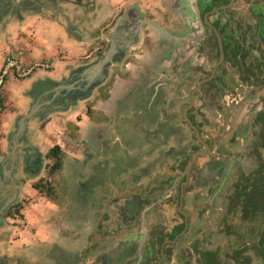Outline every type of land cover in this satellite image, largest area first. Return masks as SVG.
Returning <instances> with one entry per match:
<instances>
[{
	"label": "crops",
	"instance_id": "crops-1",
	"mask_svg": "<svg viewBox=\"0 0 264 264\" xmlns=\"http://www.w3.org/2000/svg\"><path fill=\"white\" fill-rule=\"evenodd\" d=\"M1 1L3 0H0V71L6 64L4 60L11 51H21L22 54L17 55L21 56L20 59L24 64L41 63L48 64V67H34L35 70L33 69V72H30L29 76L24 78L17 77L16 74L9 71L1 82L0 252L3 253V258L9 259L6 262L8 264H83L80 258L83 248L87 245V241L90 242L94 239L97 233L94 229L96 216L93 211L95 210L93 191L95 185L98 184L99 177L97 174L94 176L90 174L91 178L81 177L80 175V182L92 181V185L87 187L84 195L78 194L80 197L77 201L75 200L76 197L74 199L70 198V191L63 189L66 185H72L69 183L62 182V184H59L57 188L61 193L56 195L57 189L55 190L52 175L49 172V165L52 161V157L51 159L47 158L49 150L51 151L55 144L59 145L58 142L62 141L67 146L76 149L78 155L85 157L90 152L93 154L94 160L98 158V161L92 163L90 169L96 165L94 169L97 171L103 168L111 172L115 169V166L118 169L123 167L125 173H123L122 178L127 180V190L135 196L148 193V187L151 183H155L157 187L158 184H161V181H170L173 174L178 179L183 178L181 174L183 168L178 167L175 169L172 161L178 163L184 155L189 158L191 152L189 150L183 151L184 147L180 145L182 138L178 135L180 134L178 132L180 123L178 121L174 122V120L168 122L161 117L152 122L156 128H162V131L159 130L157 135H147L142 128V125L146 127V122H140L137 124L138 128L135 129V132H132L126 138L122 137V131L117 130L116 124H119L117 116L116 118L113 117L114 119L108 117L106 124L97 121V126H101L97 127L99 131L101 130L98 136L100 135L103 140L100 142L96 139L93 146L90 145L91 140H94L93 138L86 137L80 142H75L66 132H62L55 140L52 126L64 120L67 124H72V133L77 130V132L84 131L85 134L89 123L85 122L84 119H92L95 115L92 113H95L97 109L103 110L105 115H110L117 107V101L131 99L133 95L138 96L141 89L138 83L141 85L140 80L146 73L144 66L147 63L148 65L154 63L156 60L155 53L161 49L157 41L159 35L155 37V40H146L148 36L146 28L148 26L144 27V24L135 33H131L130 29H126L130 25L128 23L129 18L133 20V18L142 17L146 13L145 2H148V0H93L90 2V13L85 14L83 18L73 19L79 22V33L77 34L68 33L65 26L60 25L56 19L52 18L51 20L47 14L43 17L35 14L28 17L23 14L21 18H13L16 3L21 5L23 0H7V2L5 0L6 3ZM165 4L166 6L171 5L168 1ZM56 5L67 6L68 12L72 11L75 15L74 7L76 3L60 1ZM44 10L48 9L45 7ZM166 11L169 10L166 9ZM70 17H72L71 14H69ZM104 27L107 28L104 30ZM107 35L112 39L117 38L118 42L123 40V46L119 48L116 57L121 54L119 57L125 59V66L115 65L120 69L110 73L107 83L89 86L84 82L83 72L96 62L102 50L106 49V43L109 41ZM164 37L182 47L186 44V42H179L183 40H174L166 34ZM162 40L165 39L162 37ZM258 49L257 54L261 58L264 55V48L263 50ZM55 54L62 60L57 58L55 60ZM159 60L160 58H157L156 65ZM156 68L159 71L161 69ZM237 74L241 84L236 87L230 85V87H234L230 88V91L236 95L235 99L239 98V101L235 104V107H228L227 113L229 112L231 115L233 112L234 116L236 109L238 111L242 103L247 105L249 113L246 116V123L242 127L241 125L234 126L227 137L230 139L237 137V141L233 139V143L236 142L235 144L239 146L243 144V147H247L249 143H255L257 136L261 135V128L258 125L261 126L262 123L260 122L264 121V108L259 104L264 101V97H253L254 93L250 91L246 77H242L238 69ZM209 82V85H212L211 89L215 91L216 82L214 80ZM106 84L109 85L105 86ZM156 85L158 86L153 90L158 91L162 84L156 82ZM247 96H251L253 99L248 101ZM103 99L106 100L104 104ZM235 99L233 98L232 102ZM25 100L28 104L24 106L23 110L19 109V104ZM182 103L181 101L179 104ZM123 104L122 108L125 109L128 101H124ZM82 106L88 112H86L87 116L85 118L79 113ZM111 106L113 110H111ZM174 106H176L175 103ZM30 107L38 111V116H42L43 120L38 122L39 125L37 124L35 140L31 141L30 146L26 148L29 151L28 154L27 151H22V147L18 146L16 149L18 154L24 153L22 164L26 165L25 178L21 183L14 186H11V184L5 185L6 182L11 180L10 174L16 176L15 167L12 166L13 158L9 157L12 152L10 134L16 129L18 114H22L24 111L27 112ZM50 111L55 112L51 113ZM196 119L199 122V118L196 117ZM166 128L167 130L173 128L172 136L164 135L163 130ZM81 135H83V132ZM73 138L76 139V137ZM148 142H151L150 146ZM152 142L156 144L154 148L151 147ZM19 145L21 146V144ZM234 146L232 145V147ZM44 159L45 166L42 167ZM8 163H10V169L6 171L4 167ZM88 166L90 167L89 163ZM85 171L87 169H84L83 173ZM32 174L39 175V179L35 180L39 182L37 185L40 184L39 189L33 187L35 181H31L30 176ZM103 175L105 174L103 173ZM51 186L53 191L49 192L48 187ZM163 186V190L161 188L155 190L157 195L155 194L156 196L153 198L159 200L161 192H165L166 185ZM90 191L93 195H89ZM55 195L57 199H55ZM31 196H37L35 197L36 200ZM144 197H146V194H144ZM130 199L131 197L125 194L118 204L128 202ZM7 203L9 204L5 206ZM148 208H150L148 205L143 208V214L148 215L146 212ZM88 212L92 215L88 216ZM126 223H114V220L106 218L105 225L101 224L100 226L103 230L108 231V234L102 235L101 244H103L102 250L104 251L102 253L105 256L108 254L109 264H119L116 263L118 256L128 248L126 246L120 247V245H124V233L118 231V228L129 226ZM144 224L148 228L147 231L154 226L150 220ZM143 230L146 231L144 226ZM166 250L171 254L173 252L177 254L176 257L179 263L193 264L190 262L192 255H194L192 247L186 249V252L184 249L181 250L180 255L178 252L171 250L169 245ZM111 256L114 257L112 260H110ZM89 258L94 260L96 255L90 253ZM85 264H95V261L87 260Z\"/></svg>",
	"mask_w": 264,
	"mask_h": 264
},
{
	"label": "flooded vegetation",
	"instance_id": "flooded-vegetation-1",
	"mask_svg": "<svg viewBox=\"0 0 264 264\" xmlns=\"http://www.w3.org/2000/svg\"><path fill=\"white\" fill-rule=\"evenodd\" d=\"M167 1L171 5L166 6ZM192 1L191 5L190 0H148L145 2L146 13L128 21L130 25L126 29H130L139 19L152 20L171 34L188 38L179 41L186 42L182 47L166 39L156 24H144V27L148 26L146 40H155L159 35L157 41L161 49L155 53V58L160 60L157 65L155 60L151 65L147 63L144 66L146 73L140 80V94L133 95L125 109L122 108L123 102L117 101V107L121 110L117 115L118 131L126 128L131 134L130 130L137 129V124L146 122V127L141 124L143 131L147 135H157L162 128H156L152 122L158 117L180 123V145L184 147L183 151L189 150L191 156L188 158L184 155L185 158L182 156L178 163L172 161V164L175 169L183 168V178L178 179L173 174L170 181H161L157 187L151 183L148 193L135 196L127 190V180L122 178L124 168L120 170L115 166L117 179L108 183L99 180L94 188V229L97 233L83 248L80 256L83 264L87 260L95 261V264H109L108 254L105 256L102 253L101 244L102 235L108 232L100 227L101 224L105 225L106 218L114 220V223L127 222L129 225L118 228L124 233V245L120 247H128L118 256L116 263L119 264H186L179 263L177 254L166 250L168 245L179 255L181 250L186 252L192 247L194 255L190 262L193 264H264V166L261 164L264 158V121L260 122L261 126L258 125L261 135L247 147L233 143L237 137H222L227 126L225 118L229 113L228 107H235L239 98L235 99L236 95L231 91L225 92L226 89L230 90L228 85L215 91L209 85L213 69L211 61L218 63L217 70L227 71L229 85L236 87L241 84L237 67L232 64L235 40L238 39L230 32L239 29L236 18L246 4L251 9L248 19L260 29L259 32L256 27L255 34L259 32V36L264 38V0ZM190 8L193 15H189ZM192 26L195 31H192ZM106 44L108 46L109 41ZM258 50L257 47L251 48V57H259ZM119 56L121 54L106 65L103 74L96 80V86L106 83L110 73L120 69L115 65L125 66V59ZM239 64L241 68H246L250 59H241ZM156 67L161 68L160 71ZM156 82L162 84L158 91L153 90L158 86ZM181 101L183 103L179 104ZM259 105L264 108V101ZM210 110H216L214 116L210 115ZM183 116L188 117L198 129L202 141L190 126H185ZM172 130L166 128L163 133L172 136ZM96 139L100 142L103 140L100 135ZM155 146L152 142L151 147ZM196 154L199 156L187 173L186 168ZM107 172L105 170L104 174ZM163 185L166 187L165 192L160 194L161 199L153 198L157 195L155 190H163ZM63 189L72 192L73 186L66 185ZM107 189L112 195L107 193ZM97 194L104 196L97 200ZM125 194L131 199L118 204ZM76 196L70 195V198ZM146 205L150 207L146 211L148 215L142 212ZM149 220L154 226L147 231L143 223ZM143 226L147 232H144ZM90 253L96 255V259L91 260ZM2 254L0 252V264H8ZM113 258L111 256L110 260Z\"/></svg>",
	"mask_w": 264,
	"mask_h": 264
},
{
	"label": "water",
	"instance_id": "water-1",
	"mask_svg": "<svg viewBox=\"0 0 264 264\" xmlns=\"http://www.w3.org/2000/svg\"><path fill=\"white\" fill-rule=\"evenodd\" d=\"M190 4H193V1L190 0ZM243 10H246V13H243ZM242 10V13H238L240 16L237 17L238 21V27L239 29L237 31L232 30L230 32L231 36H234L238 39V41L235 40L236 46L234 47L235 49V58L234 62L232 63L239 72L241 73L240 75L242 77H246L247 82H248V87L252 93H254L253 97H259L262 96L264 97V57L259 58V57H251V48L257 47L263 50L264 48V38L259 36L260 29L257 26V24L252 23L249 19L248 16L251 13V9H249V5L244 4V9ZM191 8L189 9V15H193L191 12ZM195 12V11H194ZM232 13V12H231ZM248 14V15H247ZM194 21V20H193ZM146 23H152L156 24L152 20H138L136 21L132 27L130 28L131 33H135L136 30L139 29V27L142 24ZM194 25V24H193ZM157 28L161 30L163 33H165L167 36L174 40H186L188 36H179V35H173L170 32H168L164 27L157 25ZM195 27V25H194ZM256 27H258L259 32L255 34L256 32ZM129 31V32H130ZM192 31H195L192 26ZM199 31V30H198ZM202 33V32H201ZM108 36V35H107ZM107 40H109V45L107 48L102 51V53L99 55L98 59L96 62L91 64L86 71L83 72V77L85 79V82L89 86L94 85L96 86V80L103 74V70L105 69L106 65L111 64L113 62L114 57L116 56L117 52L119 51V48L123 46L122 41L120 40L119 42L116 39H112L108 36ZM263 47V48H262ZM221 52V51H220ZM233 53V52H232ZM249 53V54H248ZM264 53V51H263ZM221 54V53H220ZM223 55V54H221ZM264 56V55H263ZM251 59L250 64L246 68H241L240 67V61L241 59ZM221 60V59H220ZM233 60V59H231ZM230 60V61H231ZM217 65L218 63H215L212 61L211 67L212 72L211 76L209 78V81L214 80L215 83V88L216 89H223V88H231L229 87L230 83V77L228 76L227 71L224 69L217 70ZM250 84H252L250 86ZM224 85H228L225 87ZM232 86V85H231ZM237 90V89H236ZM229 89H226L225 92H229ZM238 91V90H237ZM256 93H258L256 95ZM249 100H252L253 98L251 96H247ZM28 103L25 101L21 102L18 106L19 109H24V106H26ZM251 111V109H250ZM51 112V111H50ZM55 111H52L51 113H54ZM210 113H215L216 110H210ZM249 113V109L246 104L242 103L239 106V109L233 116V112L231 115L228 113L225 118V128L222 133V137L225 136L227 138V135L231 129H233L234 126L241 125V127L246 123V116ZM18 120L16 122L17 126L15 131L10 134V144L12 146V152L10 153L9 157L13 158L12 159V166L14 168V172H16V176L14 177L13 175L10 174L11 180L5 183V185L11 184V186H14L18 183H21L22 180L25 178V171H26V165L22 164L24 153L18 154V151L16 152V149L19 147H22V151H27V147L30 146V142L35 139V132H36V127L39 125L38 122L40 120H43L42 116H38V111H36L33 107H30L27 112L24 111L22 114H18ZM186 121L188 122L189 126L193 129L195 132V135L198 137L200 141L201 138L199 136V131L198 129L192 124V122L186 117ZM232 123V124H231ZM38 124V125H37ZM21 142V143H20ZM18 143V144H17ZM21 144V146L19 145ZM16 152V153H15ZM29 151H27L28 154ZM199 155H195L192 162L187 166L186 172L189 173L191 165L196 161V158ZM28 157V156H26ZM11 162V161H10ZM10 163L7 164L6 171H8ZM12 170V168H11ZM182 174V173H181ZM3 183V181H2ZM9 203H7L5 206H7ZM6 208V207H4ZM5 260H9L8 258H3Z\"/></svg>",
	"mask_w": 264,
	"mask_h": 264
},
{
	"label": "rangeland",
	"instance_id": "rangeland-1",
	"mask_svg": "<svg viewBox=\"0 0 264 264\" xmlns=\"http://www.w3.org/2000/svg\"><path fill=\"white\" fill-rule=\"evenodd\" d=\"M60 1H66L68 3L69 2L70 3H76V5L74 7L75 8L74 9L75 15L72 11L70 13L68 12L67 6L56 5V3L60 2ZM91 1H93V0H23L21 2V5H20V3H16V6H15V9L13 12V18H16V19H18L19 17L21 18L23 16V14L28 16V17H30L31 14L38 15L39 17H43L47 14V16H49L51 20H52V18L54 20L56 19V21H59L60 25L65 26V29L67 30L68 33L77 34V33H79V29H78L79 22H77L76 20H73V19L83 18V16L85 14L90 13L89 11L91 9V6H90ZM1 2L6 3L7 0H6V2H5V0H3ZM40 6L42 7L41 9H40ZM21 7H23V9H21ZM45 7L48 10H44ZM69 14H71L72 17L69 18ZM112 16H114V15H112ZM130 19L131 18H129V20ZM106 28L107 27H104V30ZM91 30H93V29H91ZM85 32H87V31H85ZM71 37H73V36H71ZM56 58L58 60H62L61 58H59L57 56V54H55V60H56ZM211 63H212V61H211ZM60 64L62 65L61 62H60ZM109 84H106L105 86H108ZM138 86L142 87L139 85V83H138ZM1 98H2V94L0 93V105L2 106V99ZM126 100L128 101V105H129L130 98H127ZM126 100H124V101H126ZM124 101H122V102H124ZM105 102H106V100L103 99V104ZM85 110H86V108L84 109L83 106L80 107V109H79L80 115L83 116L84 118H85V116H87V114H86L87 111H85ZM111 110H113L112 106H111ZM66 113H68V112H66ZM120 113H121V110L118 107H116L110 115H105L103 110L100 111L97 109L95 111V113H92V114H95L92 117V119L91 118H85L84 119L85 122L89 123L88 127L86 128L85 134H84V131H80V132L78 131L77 132V130L75 131V133H72V131H73L72 124H70V123L67 124L64 120H62L61 123H56L55 125L52 126L54 139L56 140L62 132H66L70 135V137L73 140H75V142L76 141L80 142L83 139H86V137L93 138L94 140H91V142H90V145L93 146V144L96 142V137L98 136V134H100L99 132L101 131V130L99 131L97 129V127H101V126H97V121H100V122L106 124L108 117L110 119H114ZM183 121L185 123V126L189 127V124L186 121V118L184 116H183ZM191 130H192V128H191ZM82 132H83L84 136L81 135ZM132 132L134 133L135 130H133V129L130 130V133H132ZM128 134H129V131L126 128H124L122 130V137H126ZM73 137H76V139H74ZM150 143L148 142L149 146H150ZM58 144H59L58 145L59 148L55 154L52 153V156H51L50 150L47 154L48 159H51V157H52L51 165H49V172H51L52 179H53V185L55 187V190L57 189L56 195L61 193L59 191V188H57V186L59 184H62V182L69 183V184L74 185L73 190L71 192V196L77 195L75 198V200L77 201L80 193L82 195H84L85 191L87 190V187H89V185H92L91 184L92 181H90V182H88V181L82 182L81 181L80 182V178L81 177L91 178L90 174H92V176L97 174L99 177V180H105L107 183L117 179V177H116L117 171L116 170H112L111 172L108 171L107 174L103 175V173L105 172V169H103V168H100L101 170L97 171L96 169H94V167L96 166V165H94L93 168L90 169L92 166V163L98 161V158L94 160V156L90 152L87 153L85 157H83V155L76 154V149H74L72 146H67L62 141L58 142ZM55 145H57V144H55ZM94 147H95V145H94ZM53 148H54V146H53ZM260 151H262V150H260ZM55 155L57 156V160H56ZM262 160L263 161L261 164L264 166V158H262ZM57 163H58V165H57ZM88 163H89L90 167L88 166ZM44 166H45V159H44V162L42 164V167H44ZM166 166H167V164H166ZM164 168L166 169V167H164ZM84 169H87V171H85L83 173ZM121 169L122 168H120V170ZM120 172H123V171H120ZM80 175H81V177H80ZM30 177H31L32 182L39 179V175L35 176L32 174ZM38 183L39 182L35 181V185L34 186L32 185V186L34 188L37 187L39 189L40 184L37 185ZM97 183H98V181H97ZM96 185H95V187H96ZM93 193H94V191H93ZM107 193L109 195H112V192L108 191V189H107ZM91 194H92V192L90 191L89 195H91ZM56 195L54 197H56ZM95 196L97 197V200H98L99 198H102L104 195L97 194ZM35 197H37V196H35ZM35 197L31 196V198L36 200ZM82 198H83V196H82ZM97 203H98V201H97ZM69 208H68V210H69ZM18 212H19V210H18ZM88 214H89L88 216L92 215L90 212H88ZM94 226H95V224H94ZM263 226H264V224H263ZM61 264H64V263H61Z\"/></svg>",
	"mask_w": 264,
	"mask_h": 264
},
{
	"label": "built area",
	"instance_id": "built-area-1",
	"mask_svg": "<svg viewBox=\"0 0 264 264\" xmlns=\"http://www.w3.org/2000/svg\"><path fill=\"white\" fill-rule=\"evenodd\" d=\"M19 53L22 54L21 51L19 52L11 51L7 55L6 60H4L6 64L4 65V67L1 68L0 71V88H2L1 86L2 80L5 79L9 71L13 72L14 74H16V76L20 78H24L29 76L30 72L31 73L33 72L34 67H41V66L48 67V64H41V63L24 64L20 59L21 56L17 55ZM0 111H1V105H0Z\"/></svg>",
	"mask_w": 264,
	"mask_h": 264
},
{
	"label": "trees",
	"instance_id": "trees-1",
	"mask_svg": "<svg viewBox=\"0 0 264 264\" xmlns=\"http://www.w3.org/2000/svg\"><path fill=\"white\" fill-rule=\"evenodd\" d=\"M58 148H59V146L58 145H55L54 146V148L51 150V156H52V153H56L57 151H58ZM56 156V155H55ZM56 160H57V156H56ZM57 165H58V163H57ZM48 191L49 192H51V191H53V187L51 186V187H48Z\"/></svg>",
	"mask_w": 264,
	"mask_h": 264
}]
</instances>
